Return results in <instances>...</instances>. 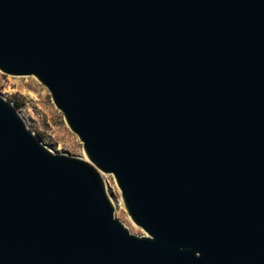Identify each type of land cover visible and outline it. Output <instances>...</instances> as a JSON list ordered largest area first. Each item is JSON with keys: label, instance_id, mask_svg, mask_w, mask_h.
Segmentation results:
<instances>
[{"label": "water", "instance_id": "95a60500", "mask_svg": "<svg viewBox=\"0 0 264 264\" xmlns=\"http://www.w3.org/2000/svg\"><path fill=\"white\" fill-rule=\"evenodd\" d=\"M0 70L86 154L0 94V264H264V0H0Z\"/></svg>", "mask_w": 264, "mask_h": 264}, {"label": "rangeland", "instance_id": "374dc122", "mask_svg": "<svg viewBox=\"0 0 264 264\" xmlns=\"http://www.w3.org/2000/svg\"><path fill=\"white\" fill-rule=\"evenodd\" d=\"M0 94L15 105L26 125L55 153L86 158L82 142L67 125L62 112L55 106L48 89L33 75L16 76L0 70ZM107 194L114 205V215L130 232H146L129 216L121 192L111 173L99 171Z\"/></svg>", "mask_w": 264, "mask_h": 264}]
</instances>
